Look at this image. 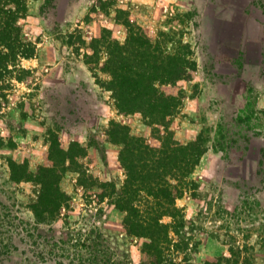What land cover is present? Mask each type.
I'll use <instances>...</instances> for the list:
<instances>
[{
    "label": "rangeland",
    "instance_id": "obj_1",
    "mask_svg": "<svg viewBox=\"0 0 264 264\" xmlns=\"http://www.w3.org/2000/svg\"><path fill=\"white\" fill-rule=\"evenodd\" d=\"M21 3L22 40L34 54L12 58L0 77V264H264V0ZM104 31L119 58L145 41L141 55L161 66L160 78L161 62L185 67L175 85L157 84L181 91L175 137L200 136L205 146L177 199L185 223L159 263L115 204L126 173L110 122L144 136L151 126L118 110L102 82L110 74L87 61L107 60L105 45L93 52ZM52 164L68 198L43 214L41 167Z\"/></svg>",
    "mask_w": 264,
    "mask_h": 264
},
{
    "label": "trees",
    "instance_id": "obj_2",
    "mask_svg": "<svg viewBox=\"0 0 264 264\" xmlns=\"http://www.w3.org/2000/svg\"><path fill=\"white\" fill-rule=\"evenodd\" d=\"M8 1L15 3L16 7H4L3 0H0V77L3 69L11 70L12 58L34 54V46H26L22 40L21 25L18 24L21 18L19 8L22 11L25 3H21V0ZM105 32L94 39L97 44L93 52L96 57L95 52L98 54L99 48L105 45L107 60L100 65H92V60L87 61L93 69L110 74V79L102 82L112 90L118 110L125 114L140 113L151 126V133L144 136L134 134L128 124L117 120L110 122L108 138L121 144L119 160L126 173L125 181L117 191L115 204L125 212L124 225L127 232L145 238L142 248L145 256L159 263L165 259L167 250L173 244L171 231L180 232V226L185 223L177 199L190 188V183H194L190 175L199 164L205 146L200 136L187 143L175 137L170 124L178 112L181 91L176 94L167 93L157 84L159 79H165L175 85L180 72L185 74V67H171L161 62V73L164 74L160 78L156 73L161 66L146 64L143 58L146 53L141 55V38H137V47L128 45L125 55L119 58L112 40H108ZM97 61H100V55ZM41 168L38 203L42 206L41 213L51 214L67 203L65 199L68 195L60 186L54 164ZM111 186L116 192L117 186ZM166 216L172 219L165 221ZM226 260L231 258L227 257ZM216 264H221V261Z\"/></svg>",
    "mask_w": 264,
    "mask_h": 264
}]
</instances>
